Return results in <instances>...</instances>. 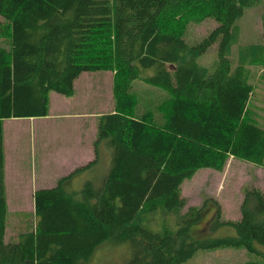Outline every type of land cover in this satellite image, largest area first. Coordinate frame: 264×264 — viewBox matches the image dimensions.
Listing matches in <instances>:
<instances>
[{
    "label": "trees",
    "instance_id": "obj_1",
    "mask_svg": "<svg viewBox=\"0 0 264 264\" xmlns=\"http://www.w3.org/2000/svg\"><path fill=\"white\" fill-rule=\"evenodd\" d=\"M260 0H0V264H88L97 248L130 244L129 264H184L200 250L245 249L264 264V191L247 187L241 218L216 200L213 226L233 236L200 239L205 205L189 206L183 186L230 159L264 167V127L250 105L264 43L237 49V23ZM218 25L192 45V23ZM218 43V58L201 62ZM113 73L111 112L98 117L95 160L35 192V227L6 240L8 204L3 122L44 118L53 92L72 97L86 72ZM135 83L169 95L139 114ZM110 164L82 190L67 182ZM209 202H206L207 204ZM207 223H209V221Z\"/></svg>",
    "mask_w": 264,
    "mask_h": 264
},
{
    "label": "rangeland",
    "instance_id": "obj_2",
    "mask_svg": "<svg viewBox=\"0 0 264 264\" xmlns=\"http://www.w3.org/2000/svg\"><path fill=\"white\" fill-rule=\"evenodd\" d=\"M0 20L4 18L0 15ZM218 25L215 20L209 19L201 24L192 23L188 27L186 40L195 45L207 37ZM240 29V39L236 48L240 49L248 44L264 43V0L251 9H247L243 17L237 23ZM0 39V43H4ZM218 43L201 57L204 65H211L218 58ZM110 71L86 72L84 78L77 84V93L72 97L63 96L53 92L51 94V113L53 115L65 114L60 110L61 102L69 101L66 110L69 112L92 111L94 113L107 114L113 109L111 85L105 77ZM112 75V74H111ZM103 78V79H102ZM256 84L250 110L257 122L264 127V67H256L251 79ZM135 92L140 99L139 114L154 110L160 103L169 98L167 92L161 88H154L144 83H135ZM78 98L76 101L74 99ZM84 101V102H83ZM88 102V106H85ZM62 109V108H61ZM49 116V115H48ZM40 118L35 122L5 120V133L7 142V158L9 161V184L16 198L15 204H11L8 214V229L6 240L10 236L17 237L22 230L35 227L34 203L26 199L36 186H41L46 181L48 187L55 186L60 176L65 174L71 164L80 159L96 158L94 142L97 139L98 118L85 120L78 123L66 118L51 117ZM158 123L164 120L157 113ZM77 135L81 140V146L77 153H71L65 146L73 141ZM94 153L93 156H91ZM87 157V158H85ZM87 164V162H84ZM109 160L100 157L99 162L92 169H86L70 178L67 182L70 190H82L86 181L93 174L103 176L109 167ZM45 186V185H44ZM247 187L259 188L264 191V167H257L253 163L242 160L230 159L223 173L203 169L191 181L183 186V195L187 197L186 206L205 205L203 217L194 225L192 233L200 239L204 238L213 226L210 217L214 209V200L219 202L222 215L226 220H239L241 218L240 205ZM10 192L8 191V197ZM206 202H209L205 204ZM209 221V223H207ZM208 235L211 237L233 236L235 230L228 227L214 226ZM207 235V236H208ZM206 236V237H207ZM264 252V248L262 249ZM132 257L130 244L115 245L108 242L97 248L88 264H129ZM255 255L245 249L222 248L214 250H200L193 258L184 264H245L255 260Z\"/></svg>",
    "mask_w": 264,
    "mask_h": 264
},
{
    "label": "crops",
    "instance_id": "obj_3",
    "mask_svg": "<svg viewBox=\"0 0 264 264\" xmlns=\"http://www.w3.org/2000/svg\"><path fill=\"white\" fill-rule=\"evenodd\" d=\"M92 74H95V73H92ZM112 74V75H111ZM110 75H106V79L109 80V84L111 85V78H112V81H113V73L111 72ZM83 74L81 75V77L76 81L75 83V94L77 93V84H79L80 80H82V77ZM103 79V78H102ZM112 88H113V85H112ZM111 96H112V99H113V92H112V89H111ZM78 98L74 99L73 101H76ZM84 102V101H83ZM69 104V101H66V102H61V106H60V110L62 111H65V114H59V115H53L51 113V96H50V112H49V116L48 118H51V117H57V118H66L68 121H78V123H83L85 120H88V119H92V118H98L99 116L102 115V113H94L92 111H82V112H69L68 110H66V106ZM85 106H88V102H85L84 103ZM62 108V109H61ZM112 111V109L110 110V112ZM109 113V112H107ZM46 118V117H44ZM37 119H40V118H26V119H9V120H14V121H30V122H35L37 121ZM8 120V121H9ZM5 122H3V129H4V151H5V168H6V177H5V181H6V191H7V204H8V209L10 207V205L12 204H15V201H16V198L14 197V192L11 191V184H9V176H10V171H9V161H8V158H7V142H6V133H5ZM81 140L78 135H77V131L75 132L74 136H73V141H69L67 144H65V146H67L69 149H70V152L71 153H77L79 147L81 146ZM82 143L83 140H82ZM94 153L91 155L93 156ZM87 158V157H85ZM95 158L93 156V159H78L76 160L75 162H73V164H71V166L69 167L68 171L63 174V176L65 175H69L70 173L74 172L77 168L79 167H83L85 165H87L88 163L94 161ZM84 162H87L84 163ZM63 176H60L59 179ZM44 183H41L42 185L41 186H36V189L32 190L30 195H27L26 199L29 200L30 202L34 203V207H35V202H34V195H35V192L40 190V189H46V188H51V187H48L46 184L47 182L46 181H43ZM45 185V186H44ZM53 187V186H52ZM10 188V189H9ZM8 191L10 192V196L8 197Z\"/></svg>",
    "mask_w": 264,
    "mask_h": 264
}]
</instances>
